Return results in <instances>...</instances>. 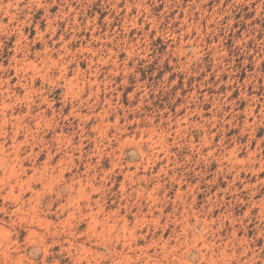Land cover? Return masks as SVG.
<instances>
[{
    "label": "rangeland",
    "instance_id": "1",
    "mask_svg": "<svg viewBox=\"0 0 264 264\" xmlns=\"http://www.w3.org/2000/svg\"><path fill=\"white\" fill-rule=\"evenodd\" d=\"M0 264H264V0H0Z\"/></svg>",
    "mask_w": 264,
    "mask_h": 264
}]
</instances>
